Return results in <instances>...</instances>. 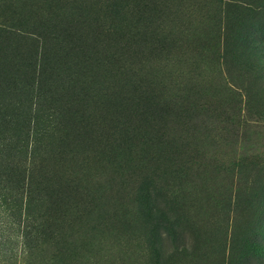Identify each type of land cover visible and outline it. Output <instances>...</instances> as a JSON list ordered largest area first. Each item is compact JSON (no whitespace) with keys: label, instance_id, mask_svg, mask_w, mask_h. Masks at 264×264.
I'll use <instances>...</instances> for the list:
<instances>
[{"label":"rangeland","instance_id":"obj_1","mask_svg":"<svg viewBox=\"0 0 264 264\" xmlns=\"http://www.w3.org/2000/svg\"><path fill=\"white\" fill-rule=\"evenodd\" d=\"M39 17L74 48L0 35V57L45 45L50 73L74 63L20 108L49 114L70 92L86 109L55 144L75 183L59 225L71 264H264V0H0L16 34ZM13 78L8 111L28 93Z\"/></svg>","mask_w":264,"mask_h":264},{"label":"trees","instance_id":"obj_2","mask_svg":"<svg viewBox=\"0 0 264 264\" xmlns=\"http://www.w3.org/2000/svg\"><path fill=\"white\" fill-rule=\"evenodd\" d=\"M41 19L31 31L18 29L21 34H16L15 28L2 20L0 35L18 37L33 47L39 40L46 44L50 38L57 41L61 52L68 44L74 48L71 27L58 31L56 21L51 25L52 20L41 22ZM43 51L45 45L41 46L40 55L27 52L17 60L7 53L0 57V93L10 94L19 89V81L13 78L16 75L23 82L20 88L28 91L18 94L23 99L14 102L15 110L8 111L12 102L0 98V212L5 217L0 222V264H71L72 250L68 241L63 240L59 225L66 218L61 209L62 199L72 192L75 183L55 168L58 155L55 144L71 145L76 141L81 127L87 126L86 109L82 107L83 101L78 103L77 93L70 92L63 97L58 95L57 106L49 114L31 115L20 109L30 104L32 98L33 105L39 106L49 92L43 87L50 75L55 73L51 81L55 85L61 79V71H68L74 64L67 61L64 53L50 73L52 67H47ZM55 53L58 55L57 49ZM45 137L51 142L41 148Z\"/></svg>","mask_w":264,"mask_h":264}]
</instances>
